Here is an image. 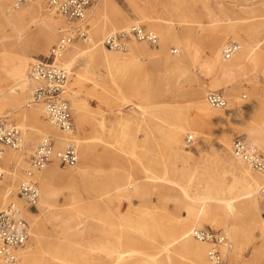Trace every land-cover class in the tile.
Instances as JSON below:
<instances>
[{"label":"rangeland","instance_id":"374dc122","mask_svg":"<svg viewBox=\"0 0 264 264\" xmlns=\"http://www.w3.org/2000/svg\"><path fill=\"white\" fill-rule=\"evenodd\" d=\"M35 1L22 8H33L35 13L19 22V30L12 20L18 13L14 12L12 1L0 0V67H7L9 60L17 56L44 61L57 42L58 32L76 24H67L49 8L48 0H39V4ZM86 19L84 24L92 44L84 45L87 42L80 40L83 44L75 43L80 48L90 49L107 33L132 24L153 31L158 42L143 43L147 52L135 46L134 61L141 66L127 69L125 74L116 70L118 63L100 60L88 67L85 56L77 57L67 69L66 91L74 131L66 137L67 143L78 150V163L74 168L56 164L53 186L57 196L51 209L59 208V216L43 218L40 238L37 241L28 238L14 264H169L168 257L176 264H191L190 259L180 256L173 247L162 251L166 234H172L179 221L193 220L192 216L189 219L186 204L180 197L183 190L232 202L233 216L229 214L213 221L216 211L212 209L207 216L196 219L198 226L192 228L217 231L226 238L230 248L221 247L226 264H264V198L259 193L264 176L249 170L261 179L256 191L260 212L243 215L241 208L247 189L240 169L247 168L230 160L227 154L218 160L212 150L220 128L225 127L230 128V137H245L264 155V148L260 149L248 138L251 132L253 139L264 141V70H251L248 65L226 86L225 78L214 76L206 66L217 49L220 63H226L222 49L228 42H236L248 51L264 38V33H258L259 29L264 32V0H96ZM47 25L56 33L53 41L46 51L29 52L31 47L24 40L30 32H39ZM167 27L169 35L162 37ZM134 44L142 45V42L131 41L122 52L105 48V53L124 55ZM181 51L185 53L187 70H173L164 80L158 59H177ZM63 58L61 65L66 60ZM243 62L244 57H238L237 64ZM34 63L29 62L27 78ZM0 81V90L11 84L2 78ZM127 83L132 84L133 93L125 89ZM32 89L28 79V94L19 110L28 117L38 106L30 102ZM209 90L221 91L228 100L227 108L245 110V102L252 100L251 113L240 125L239 120L235 124L209 122L193 109L196 100L203 99ZM122 97L129 103L125 104ZM77 106L83 107V119L77 115ZM208 110L212 109L208 107ZM0 113V118L21 130L20 118H16L17 113L10 106L1 107ZM43 116L42 120L46 121ZM174 132L178 140L175 142L186 147L179 155L174 154V141L169 138ZM189 135H193L194 141L187 144ZM41 137L35 145H26L22 140L19 150L5 151L17 157L11 158L7 166L15 172L16 180L3 206L15 200L23 170ZM200 140L206 143L198 155L195 148ZM57 142L61 147L64 139ZM3 161L0 180L6 171ZM69 194L74 202L68 198ZM38 207L32 213L41 215ZM232 225L237 226V239L228 232ZM130 239L137 241L132 244ZM199 244L206 258L208 245ZM23 253L29 255L26 263H22ZM118 253H123V257L117 259Z\"/></svg>","mask_w":264,"mask_h":264},{"label":"bare ground","instance_id":"6f19581e","mask_svg":"<svg viewBox=\"0 0 264 264\" xmlns=\"http://www.w3.org/2000/svg\"><path fill=\"white\" fill-rule=\"evenodd\" d=\"M12 1V0H11ZM37 4H39V0L35 1ZM31 3V2H29ZM29 3L24 4L22 7L16 9L14 12H18L14 17H13V22L16 24L17 28L20 30L21 28L18 26L19 22H21L23 19L26 17H33L35 13V9L33 8H28L24 9ZM91 7V6H90ZM88 8V10L90 9ZM23 8V9H22ZM22 9V10H21ZM20 10V11H19ZM87 10V12H88ZM87 15V13H86ZM85 22L87 21L85 17ZM67 23V22H66ZM69 24V23H67ZM71 24V23H70ZM132 25H138V24H132ZM261 25V24H260ZM87 26V25H86ZM131 26V25H130ZM128 26V27H130ZM140 26V25H139ZM70 27V26H69ZM68 27V28H69ZM127 27V28H128ZM143 27V26H142ZM123 28V29H127ZM144 28V27H143ZM122 30V29H121ZM147 30V29H146ZM119 31V30H118ZM150 31V30H148ZM261 30L259 29V34L264 33L260 32ZM60 32V31H59ZM58 32V36H59ZM153 32V31H151ZM163 36L167 37L169 35L170 29L167 27L163 31ZM21 33V32H20ZM110 33V32H109ZM154 33V32H153ZM56 33L54 32L53 28L49 25L45 26L43 30L39 32H30L26 39L24 40L25 45L31 47L29 52L31 51H46L47 47L49 44L53 41V37ZM103 40V38H102ZM102 40L98 43H96L92 48L87 49V48H80L77 46L75 43L80 42V40L76 39L73 41L71 46L66 50L64 53L63 57L66 58L65 63L63 62L62 66L66 69L68 72V68L73 64L75 59L80 56H85L86 58V64L88 67H92L97 63L98 61L102 60L106 63H118L116 64L115 67L118 72H121L123 74L126 73L125 70L127 69H135L140 68L141 65L136 63L134 61L135 59V53L137 52V48L142 50L143 52H147V47L145 45H135L132 47H129L125 52L124 55H108L105 53V48L102 45ZM87 44L84 45H90L92 44V38L88 36V39L86 41ZM131 43V41H130ZM83 44V43H82ZM137 48H136V47ZM224 48V47H223ZM107 50V49H106ZM240 52L238 54L233 55V59L230 61L229 60H224L226 63L221 64L220 63V57H219V50L217 49L215 53L213 54V58L209 59L207 62L206 66L210 69V71L213 73L214 76L216 77H221L225 78L226 80V86H229L230 84V79L235 76L238 72L242 71L244 68L250 67L252 68L251 70H256V69H261L264 70V38L257 40L253 46L250 47L248 51H244L241 46L239 47L238 51ZM223 51V49H222ZM237 51V52H238ZM122 52V51H118ZM244 57V62L240 63L239 65L237 64V59L238 57ZM223 58V57H222ZM64 59V58H62ZM61 59V61H62ZM60 61V62H61ZM160 61V64L162 66V77L164 80L170 76L171 72L173 70H177L179 72H184L187 70V64L185 61V53L184 51H181V56L177 59L170 60V59H158V62ZM29 62H37L33 58L29 57H14L9 60L7 67H0V80L2 78L3 81H11V84L0 90V108L1 107H6L10 106L12 110L17 113L15 116L16 118H20L19 121V127L22 130V140L23 142L26 143V145H35L39 141V137L41 139L46 136H52L56 138L58 141H62L64 139L63 145L58 148H62L65 146L68 142L67 135L60 134L59 131L52 125L50 124L47 120L43 121L42 116L44 114V111L42 107L40 108L39 105L33 109V111L30 112L29 116L26 114V112L19 111L20 109L23 108L25 104V99L28 94V79L32 83L33 87L35 88L37 83L33 81L30 78V70L28 71V78H27V70H28V65ZM249 62V64H248ZM34 63V64H35ZM33 64V65H34ZM61 64V63H60ZM32 65V66H33ZM31 66V67H32ZM30 67V69H31ZM146 78V83L149 84L148 76ZM68 79H69V72H68ZM75 84H78V80L75 79ZM1 82V81H0ZM67 88H68V80H67ZM125 89L128 90V92L133 93L134 89L132 84H126ZM212 91V90H209ZM33 92V89H32ZM68 93V92H67ZM207 93V92H206ZM32 94V93H31ZM70 96V92L68 94ZM206 95V94H205ZM205 95H204V100L203 99H197L196 102L193 104V109L197 115H201L203 118L207 119L209 122H217V123H222V122H228V123H233L235 124L236 120H239L237 124L240 125L239 123L242 122L245 116L249 115L252 111V100H249L248 102H245V110H241L240 107H235V108H224L222 110H208V105L206 104L205 101ZM32 96V95H31ZM68 97V96H67ZM123 101L125 104L129 103V101L125 100L124 97H122ZM30 102H32V97L30 99ZM136 107L139 108L138 105H135ZM208 106V107H207ZM211 109V108H210ZM214 110V111H213ZM83 107L77 106V115L79 119H83ZM217 111H222L223 113H218ZM1 114V113H0ZM45 118V114L43 116ZM29 123V124H28ZM179 130H182L180 127L178 128ZM54 132L51 134V132ZM219 136L217 137V142L213 146V153L214 156L219 160L223 158L225 154H227L230 157V160L235 159L232 158L231 153H230V143L231 140L233 139L232 137L229 136V131L230 128H225L221 127L219 130ZM177 132H174V136L172 134L169 135V138L171 141H174V145L172 146L174 148V154L179 155L181 151L185 152V146L183 145H178L179 143L177 142V137L175 134ZM48 134V135H47ZM195 136H197V133H194ZM64 135V136H63ZM193 136V135H192ZM253 135L250 132L248 135V138L255 144L257 145L260 149L264 148V141L260 138L253 139ZM194 138V137H193ZM198 138V137H197ZM245 138V137H244ZM40 139V140H41ZM60 139V140H59ZM175 140H177L175 142ZM76 141V140H75ZM205 143L203 140L199 141V144L197 145V148H195V152L197 154H201V150L204 148ZM188 144V143H187ZM22 146V144H21ZM211 151V150H210ZM9 152V151H7ZM6 152V153H7ZM78 152V150H77ZM15 154H11L10 152L5 154L3 156V164L6 167L5 171V176L2 180H0V206L2 205L1 208H3V204L6 203L8 199V193L15 187V178L16 175L13 173V170L9 169L8 163L10 162V159L13 158L15 159ZM17 157V156H16ZM239 165L247 168L245 170L240 169V173L243 174L244 179L242 180L244 187L247 189L245 193V200L242 203V208L241 212L243 215H247L248 213H257L259 214L260 212V207H259V198L257 195V190L259 181L261 179L259 177H254L250 171H253L250 169L247 165L244 163H241L239 161H236ZM56 164L55 162L50 163L48 166H46L43 170L34 172L33 177L39 182L40 184V191H39V200L36 205V210L37 206H39V210L41 211L40 214H34L32 211H25L24 212V217L27 219L28 223L31 225V229L29 226V239L33 241H37L40 236H41V226H42V220L43 218H50L54 217L57 218L59 216V208L58 209H51L52 205V200L57 196V193L54 189L53 186V181L55 180L57 176V169H56ZM75 167V166H74ZM71 167V168H74ZM242 167V168H243ZM1 169V167H0ZM250 170V171H249ZM260 175L259 173H256ZM262 176V175H260ZM254 182H257L255 184ZM255 184V185H254ZM255 186V188L253 187ZM5 188V189H4ZM183 190V189H182ZM215 193V192H214ZM202 192H193V193H188L187 191L183 190L180 194V197L184 201L187 207V211L189 213V219L191 216L193 217V220H184V221H179L173 228L172 234H166V242L162 246V251H168L170 247H173L174 250L178 251L180 256H186L188 259H190L191 264H208L205 254L203 251V246L199 243L205 244L203 242L195 243L191 236H190V231L193 227H197L198 224H195V220L200 218L201 216H207L209 212L212 209H215V214L212 215L213 221H219L226 217V215L231 214L232 215V202L219 199V198H212V197H201ZM68 198H70L71 201L74 200L73 196L69 194ZM169 199H173L172 197H169ZM16 200V196H15ZM74 202V201H73ZM213 203V204H211ZM185 207V205H184ZM0 208V209H1ZM233 216V215H232ZM232 228L231 231L228 230L229 233L233 234L234 238L237 239L238 237V230H236L237 226L232 225L230 226ZM134 229V228H133ZM137 241V239L132 240L130 239V242L133 244ZM176 246V247H175ZM230 248V246H228ZM22 250V249H21ZM20 251V250H19ZM18 251V252H19ZM207 251V250H206ZM18 252L16 255L18 256ZM131 253L134 254V251H130ZM22 253V252H21ZM118 258L120 259L123 257V253H118ZM129 254V253H127ZM137 254V253H136ZM139 254V253H138ZM160 254V253H159ZM141 255V254H140ZM158 256V255H156ZM29 259V255L27 253H23V260L22 263H26L27 260ZM169 259V264H176L173 263L172 260L168 257ZM154 261V259H152ZM1 264V263H0ZM134 264V263H133ZM138 264V263H136Z\"/></svg>","mask_w":264,"mask_h":264},{"label":"built area","instance_id":"2783aa9c","mask_svg":"<svg viewBox=\"0 0 264 264\" xmlns=\"http://www.w3.org/2000/svg\"><path fill=\"white\" fill-rule=\"evenodd\" d=\"M35 0H12V7L18 9L26 3ZM96 0H48L49 8L53 9L67 23H76L64 30H60L57 42L51 46L44 61H37L30 69V78L37 83L32 92V102L42 107L46 120L60 133L71 135L74 122L67 99L68 72L60 64L66 50L74 40L86 41L88 28L84 24L88 8ZM130 41H137L149 45L157 44L158 36L139 25H131L127 29L107 33L102 40L104 48L111 51H123ZM239 45L228 42L222 51L224 60H230L237 53ZM206 104L214 110L227 107L228 100L221 91H207ZM194 141L189 135L186 142ZM22 144V133L16 126L9 125L5 118H0V164L7 149L19 150ZM230 153L233 159L244 163L253 171L264 176V155L249 144L243 136L232 139ZM59 166L74 167L78 163V152L75 145L67 143L58 148V142L51 136L43 137L33 150L23 179L18 186L16 200L10 201L0 209V263L14 264L16 253L22 249L29 238V224L24 212L36 209L39 200V187L34 179V172L43 170L50 163ZM1 167V165H0ZM3 172L0 169V177ZM264 198V186L259 190ZM190 236L208 245L206 260L208 264H226L221 247L228 246L226 238L219 232L210 229L195 228Z\"/></svg>","mask_w":264,"mask_h":264}]
</instances>
